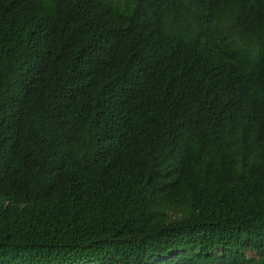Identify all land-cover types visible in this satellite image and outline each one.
I'll list each match as a JSON object with an SVG mask.
<instances>
[{"label": "trees", "instance_id": "trees-1", "mask_svg": "<svg viewBox=\"0 0 264 264\" xmlns=\"http://www.w3.org/2000/svg\"><path fill=\"white\" fill-rule=\"evenodd\" d=\"M0 264H264V0H0Z\"/></svg>", "mask_w": 264, "mask_h": 264}]
</instances>
